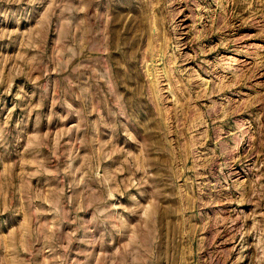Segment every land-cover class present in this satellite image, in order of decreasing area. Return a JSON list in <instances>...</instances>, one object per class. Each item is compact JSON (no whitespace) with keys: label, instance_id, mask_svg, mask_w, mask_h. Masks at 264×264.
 Returning a JSON list of instances; mask_svg holds the SVG:
<instances>
[{"label":"rangeland","instance_id":"1","mask_svg":"<svg viewBox=\"0 0 264 264\" xmlns=\"http://www.w3.org/2000/svg\"><path fill=\"white\" fill-rule=\"evenodd\" d=\"M0 264H264V0H0Z\"/></svg>","mask_w":264,"mask_h":264}]
</instances>
